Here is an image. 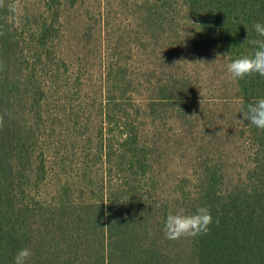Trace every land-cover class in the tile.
<instances>
[{
    "label": "trees",
    "instance_id": "16d2710c",
    "mask_svg": "<svg viewBox=\"0 0 264 264\" xmlns=\"http://www.w3.org/2000/svg\"><path fill=\"white\" fill-rule=\"evenodd\" d=\"M10 2L5 0L6 5ZM77 2L20 0L19 18L7 8L0 9L4 33L0 35V264H13L23 248L32 252L28 264H264V130L243 121L246 105L264 98V77L254 74L230 80L221 104L225 112L233 105L232 111L216 118L217 112L211 109L209 116L205 107L214 108L213 103L206 97L202 102V91L187 76V63H179L206 52L226 67L251 55L254 49L247 41L256 38L253 24H264V0H145L143 9L137 8L144 10L135 41L139 59L132 63L130 47L125 55L123 32L113 43L107 38L112 54L93 47L102 100L97 97L89 107L80 104L72 109L66 106L68 96L76 97L84 87L80 73L85 61L66 60L58 42L62 4ZM22 20L29 24L26 39L19 34ZM99 44L103 48V40ZM166 112L180 122L174 141L183 151L184 134L200 135L196 146L201 153L209 141L206 134L231 124L243 143L248 139L256 148L245 176L238 178L222 172L226 161L217 150L207 151L215 157L198 164L211 170L208 183L197 188L196 198L178 192L176 201L193 200L190 207L179 208L185 214L208 207L213 219L206 235L186 238L187 263L164 253L172 247L162 229L173 203L160 200L156 189H145L144 183L149 172V186L157 185L153 167L159 168L162 161L154 159L162 153L154 155L173 130L166 131V123L158 125ZM81 142L89 143L86 156H94L101 165L123 164L124 183L111 185L96 203L64 201L73 189L85 193L83 183L65 191L60 205L50 204L42 192L28 190L46 178L45 160L52 150L55 159L64 154L74 160ZM153 223L160 229L154 225L153 232Z\"/></svg>",
    "mask_w": 264,
    "mask_h": 264
},
{
    "label": "rangeland",
    "instance_id": "374dc122",
    "mask_svg": "<svg viewBox=\"0 0 264 264\" xmlns=\"http://www.w3.org/2000/svg\"><path fill=\"white\" fill-rule=\"evenodd\" d=\"M144 1L145 0H78V2L72 6L65 3L62 4V16L60 19L61 37L58 42L59 45L57 44L58 47L60 46L61 55L64 58L68 57L71 59L80 57L85 61L83 72L80 73L84 87L77 91L76 97L73 96V94L72 96H68L70 99V101H67L66 105L68 108L76 109V106L80 104L89 107L93 99L95 100L97 97L98 100L100 98L102 100V91L99 90L101 88H99L100 83L98 81V60L94 57L96 52L93 50V47L96 49H104V53L107 55L111 53L109 50L110 48L113 50L111 43L115 41L117 36L120 37V34L123 32L125 40L122 48L123 51H125V55L127 54V48L130 47L133 49V54L136 57L131 58L132 63H134V60L137 61V59H139L140 49L137 47L135 41L139 28L140 30L142 28V15L144 10L140 9H143L141 6ZM137 8L140 9L137 11ZM19 20L20 19H17V21ZM22 22L24 23V28L19 30V34L22 35V39H26L29 33V24L24 20H22ZM31 27L33 29V24ZM101 40H103L104 43L103 48L99 44ZM26 42L27 41H25L23 47H27ZM68 58H66V60L70 61ZM108 59H111V57ZM124 60L127 59L125 58ZM106 61L107 58L105 56V62ZM187 62L196 63L191 65L186 64L184 69L186 70L187 76L193 81V84L202 91V102L204 103L206 97L207 101L213 103L214 108L205 105L209 116L213 115L210 113L211 109L217 112V114H215L216 118L229 116V112L232 111L231 108L233 105H230L229 109H227L228 112H225L221 104V99L225 96L221 95V93L227 92V89L230 87L229 74L225 67V63L219 60V58L213 57V55L206 54V52H202L200 55H190L187 57ZM197 62H203L204 64ZM86 65L88 66L87 68H85ZM83 74L86 76L85 78ZM92 87H94L93 90H91ZM72 91H74V89ZM90 92L89 98V96L86 95ZM158 122L159 126H163L166 123V131L169 127H172L173 130H169V137L165 144V139L162 143L158 144L161 148L159 152L154 155V157H157L159 153H162L160 158L154 159L156 163L162 161V163L157 164L159 168L153 167L155 170L153 172V178L158 180L157 185L154 187L149 186V172L146 175L144 183H146L145 189H156L155 191L158 193L160 200L165 201L167 204L173 203V205L169 206V211L172 214H176L180 207H190V203H193V200L189 202L188 197L196 198V194L200 191V189L197 188L203 189L208 183L211 170L204 171L205 168H200L198 164V160L201 162L204 158H210V156L215 157L214 155L216 154L211 155L207 153V151L211 152L217 150L222 160L226 161V167L222 172L227 173V178L245 176L249 164L248 158L251 154L252 158L256 154V148L252 147V143L248 139L243 143V138L239 139L237 137L238 135L235 133L237 130L234 124L223 126L222 130L216 129L218 135L215 134L216 130L206 134L209 136V141L206 145L202 146L203 149L200 153V145L197 148L198 144H200V135H197L195 131H192V135L190 134V136L184 134V139L187 143L183 151V147L178 146L174 141V138L179 137L178 133L174 132L180 122H178V120L176 121V118H172L169 112L160 115V120ZM216 137L218 139H216ZM88 145L89 143L84 142H81V148H77L79 143L76 145V159L74 157V160L73 156L68 157L64 156V154H61L60 157H56L55 159V151L53 152L52 150L50 158L47 156L45 160L46 168L49 171L46 172V178L42 183H37L35 186H32V189L28 190L32 193H44V197L47 201L55 205L57 203L59 204L60 197L64 195L65 191L72 189L74 183L79 185L83 183L87 189L85 193L73 189L71 190V194L64 198V201L77 199L87 203L93 202L94 200V203H96L104 192L106 193L109 191L111 185L116 188L120 183L123 184L125 181L123 179V164L119 168H116V166L108 168L109 162L106 165V161L101 165L102 162L100 160L96 162L94 156H86ZM249 145L252 148H250ZM78 150H81V153H79ZM35 153L37 154V151ZM163 153L169 154L163 157ZM212 163L213 162H210V165H212ZM76 171L78 175L75 178ZM101 177L104 179V185L101 181ZM177 179H182V182L179 183ZM62 186L63 189H61ZM227 186H229V184ZM54 187H60V189H54ZM57 190H60V192ZM49 192L50 194H48ZM178 192L186 193L188 197L181 202L176 201V199H180V197H177ZM154 225L157 226V230L160 229L156 223H153L151 224L153 232L155 231ZM150 232L152 231L150 230ZM170 245L172 246L170 250H164V253H169V259L178 256L180 261L184 260V262L187 263L190 253L187 239L181 238L170 241Z\"/></svg>",
    "mask_w": 264,
    "mask_h": 264
},
{
    "label": "clouds",
    "instance_id": "9594fccd",
    "mask_svg": "<svg viewBox=\"0 0 264 264\" xmlns=\"http://www.w3.org/2000/svg\"><path fill=\"white\" fill-rule=\"evenodd\" d=\"M3 8H7L8 13L13 18H19L23 15L20 0H11L7 5L5 0H0V9ZM252 27L256 38L247 41L254 49L252 54L232 60L226 65L229 79L232 81H238L254 74L264 77V24L257 22ZM3 34V31H0V35ZM179 63L196 64L187 61ZM197 63L204 64L203 62ZM245 120L255 128L264 130V98H259L255 102L246 105V110L243 114V121ZM2 125L3 117H0V127ZM212 222L213 219L208 207H199L195 213L190 215L185 214L183 209H179L176 214L169 213L167 215L162 231L164 238L170 241L181 238H195L200 235H206ZM31 256V250L23 248L15 254L13 264H28Z\"/></svg>",
    "mask_w": 264,
    "mask_h": 264
}]
</instances>
